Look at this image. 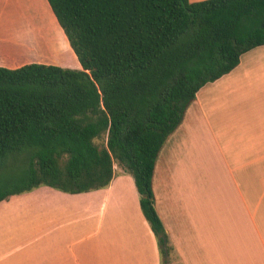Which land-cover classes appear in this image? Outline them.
Here are the masks:
<instances>
[{
  "label": "trees",
  "instance_id": "obj_1",
  "mask_svg": "<svg viewBox=\"0 0 264 264\" xmlns=\"http://www.w3.org/2000/svg\"><path fill=\"white\" fill-rule=\"evenodd\" d=\"M46 1L80 68L0 65V168L24 163L0 201L39 185L105 188L117 163L167 255L152 188L158 152L196 92L264 44V0Z\"/></svg>",
  "mask_w": 264,
  "mask_h": 264
},
{
  "label": "crops",
  "instance_id": "obj_2",
  "mask_svg": "<svg viewBox=\"0 0 264 264\" xmlns=\"http://www.w3.org/2000/svg\"><path fill=\"white\" fill-rule=\"evenodd\" d=\"M24 7L32 31L43 38L48 16ZM8 8L0 0V65L14 66L13 57L25 53L14 52L18 35L11 37L3 21L10 19ZM261 47L242 53L231 71L204 84L202 97L201 88L196 92L158 152L152 188L171 247L167 255L129 175L114 168L105 188L31 192L49 202L29 220L3 216L1 205L6 209L18 194L1 200L0 264H264V81L250 76L243 82L242 73L248 70L245 55L252 63Z\"/></svg>",
  "mask_w": 264,
  "mask_h": 264
},
{
  "label": "rangeland",
  "instance_id": "obj_3",
  "mask_svg": "<svg viewBox=\"0 0 264 264\" xmlns=\"http://www.w3.org/2000/svg\"><path fill=\"white\" fill-rule=\"evenodd\" d=\"M1 1L3 8L8 6L9 8L7 11L11 12V14L9 12L6 13V15L10 16L8 17L10 18L8 21L7 19H3L4 24H7L8 22V33L11 37L18 35V42L15 45L14 52L18 53L24 51L25 53V55L14 56L13 58L16 60L14 63L22 65L27 62L37 61L52 63L64 67L80 68L79 62L70 48L68 41L62 29L58 25L46 0H5V3H8L7 5H5L4 0ZM25 3L32 6L34 10L40 8L48 16V24L42 22L41 25V29L44 31L43 38L42 36L37 35L35 30L32 31V29L35 28V25H31L22 9H25ZM5 17L6 16H3V18ZM32 33L33 35H31ZM262 49H264V47L256 49L259 54L256 56L255 54L253 55L252 63L249 62V58H246L247 55L243 58L246 63L245 65L248 64V70L245 69L242 72H245V76H247L243 79V82L252 81V77L250 76H253L254 78L261 77L262 79L260 81H264V51H262ZM12 63H6L4 65L12 66ZM76 63L78 64L77 66H75ZM204 88L206 87L200 89L198 95L199 97H202L206 93L203 91ZM95 143L101 145L103 143V138L95 139ZM23 164L24 163L21 158H9L0 168V187L3 181L8 177L17 178L19 168L22 167ZM114 168L116 173L121 171L129 175L132 183L131 186L136 193L137 191L132 175L125 171L117 163H115ZM121 186L126 188L127 192H129V187L127 188L125 185ZM41 187H47V185H39L29 191L19 193L17 196L13 197V199H9V197L4 199L6 201L9 199L7 202L10 203L9 205H6V209L1 205V207L5 210L3 213L4 218L8 221L18 222L20 220L32 219L35 215L41 214V203L49 201L45 200L41 193L37 194V196H29L31 192L39 190ZM53 190L58 189L53 188Z\"/></svg>",
  "mask_w": 264,
  "mask_h": 264
}]
</instances>
